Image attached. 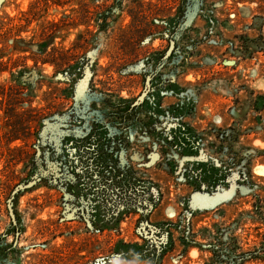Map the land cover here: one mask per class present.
I'll list each match as a JSON object with an SVG mask.
<instances>
[{"label": "rangeland", "instance_id": "1", "mask_svg": "<svg viewBox=\"0 0 264 264\" xmlns=\"http://www.w3.org/2000/svg\"><path fill=\"white\" fill-rule=\"evenodd\" d=\"M0 264H264V0H0Z\"/></svg>", "mask_w": 264, "mask_h": 264}, {"label": "water", "instance_id": "2", "mask_svg": "<svg viewBox=\"0 0 264 264\" xmlns=\"http://www.w3.org/2000/svg\"><path fill=\"white\" fill-rule=\"evenodd\" d=\"M20 186L16 187L13 193H16L19 190Z\"/></svg>", "mask_w": 264, "mask_h": 264}, {"label": "bare ground", "instance_id": "3", "mask_svg": "<svg viewBox=\"0 0 264 264\" xmlns=\"http://www.w3.org/2000/svg\"><path fill=\"white\" fill-rule=\"evenodd\" d=\"M197 197H200V195H198Z\"/></svg>", "mask_w": 264, "mask_h": 264}]
</instances>
